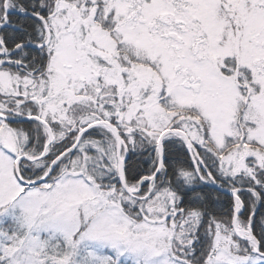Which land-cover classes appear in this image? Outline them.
I'll return each instance as SVG.
<instances>
[{
  "label": "snow or ice",
  "instance_id": "1",
  "mask_svg": "<svg viewBox=\"0 0 264 264\" xmlns=\"http://www.w3.org/2000/svg\"><path fill=\"white\" fill-rule=\"evenodd\" d=\"M0 264H264V0H0Z\"/></svg>",
  "mask_w": 264,
  "mask_h": 264
}]
</instances>
